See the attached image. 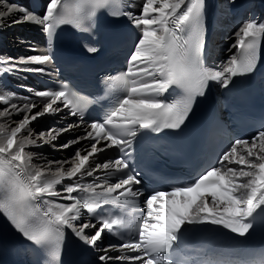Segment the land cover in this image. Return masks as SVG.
<instances>
[{
  "label": "snow or ice",
  "instance_id": "1",
  "mask_svg": "<svg viewBox=\"0 0 264 264\" xmlns=\"http://www.w3.org/2000/svg\"><path fill=\"white\" fill-rule=\"evenodd\" d=\"M61 3L62 0H50L43 17L29 13L26 9H19L23 15L12 23L34 22L42 25L45 32L51 35L53 29L61 24H70L79 29L82 22L94 17L99 9L118 7L121 0H79L74 7H66L64 14H59ZM16 7L7 6L6 11H0V23ZM203 8L204 0H188L187 4L185 0H146L140 18L131 17L130 13L120 10L109 12L115 17L128 15L137 27L142 26V35L130 56V64L134 67L129 68L128 73L112 78L109 85L112 88L123 85L127 95L119 100L103 122H92L84 137L70 142L78 143L79 139L94 141L87 154L82 155L81 150L77 149L71 160L48 161L45 166L33 169L31 161L34 154L25 149L27 145L37 141L49 142L45 140V133L32 138L29 131L22 142L17 140L18 134L27 129L38 116L59 111L58 102L72 108V114H76L75 110L80 108L81 101L72 97L67 89L36 93L49 98L43 110L31 116L25 114L0 143V211L29 241L47 246L53 262L59 258L60 241L65 228L72 229L76 236L93 247L97 246L105 230L117 235L112 231L114 227L128 228L138 235V240L112 244L109 248L121 253L128 250L142 255H101L99 259L140 261L141 264H175L172 253L187 225H221L239 236H245L252 228L249 218L264 205V131H260L251 141H236L218 161L221 166L206 170L190 185L149 195L144 201V214L137 217L134 223L96 214V210L109 199L115 203L122 198H131L132 203H135L142 195L139 189L133 187L139 185L141 180L130 172L124 173V178L112 184L94 181L87 185H67L63 189L67 195L62 199L72 201L69 204H52L42 200L45 195H59L55 186L61 184L64 178L92 176L101 169H113L115 172L127 169L129 165L122 158L97 163L94 167L90 158L106 148L115 146L123 150V146L130 147L131 139H124L123 136L135 137L137 127L156 131L179 127L190 111L195 96L203 94L208 81H219L226 87L232 77L252 71L258 42L264 39V23H245L236 33L239 48L243 49L239 57L233 55L222 71H212L203 68L200 63ZM186 31L191 33L188 40L181 35ZM28 59L43 63L50 57L36 56ZM2 70L5 73L15 70L10 58L8 66ZM136 77L148 79L141 81ZM173 86L184 92L176 102L164 103L154 98ZM0 101L7 105L0 110V118L11 116L13 112H30L36 107L35 104H10L8 97L3 94H0ZM4 131V125H0V133ZM54 131L50 129L47 133L52 141L67 129H61L53 135ZM101 141L107 143L98 147ZM70 144L63 147H69ZM237 146H243L242 153ZM53 164L58 165L54 172L51 168ZM65 164H70L67 170L64 168ZM46 172L51 173L53 178L45 179ZM111 174L112 172H108V175ZM77 191L87 195L83 198L74 196L73 193ZM82 210L93 215L96 223L83 222L77 226L74 222L81 219ZM89 228L96 229L90 236L85 234V230ZM104 251L107 252L108 249Z\"/></svg>",
  "mask_w": 264,
  "mask_h": 264
},
{
  "label": "bare ground",
  "instance_id": "2",
  "mask_svg": "<svg viewBox=\"0 0 264 264\" xmlns=\"http://www.w3.org/2000/svg\"><path fill=\"white\" fill-rule=\"evenodd\" d=\"M124 5V11L125 13H130L131 17L134 18H140L143 15V5L146 2V0H122ZM240 0H222L221 3L225 5L230 4H236ZM260 2L264 3V0H260ZM186 4V0H185ZM49 3L43 2L42 8H41V15L40 17H43L46 14L47 8ZM7 6H17L12 14L10 16H6L3 19V22L0 23V86L3 85H13L15 86V89H10L11 91L4 90L2 87L0 88V94L1 92L8 94L6 97H8L10 104H15L17 106H23L25 104H35L36 107L32 108L30 112H22V113H15L11 116H6L0 118V125H4L5 131L3 133H0V143H2L6 137V135L10 134V130L12 127H15L22 119L25 114L31 116L32 114H35L38 111H42L45 103L47 101L41 102L38 100L35 101H25V99H21L18 96H21V90L25 89L28 85V79L27 74L38 72L36 69H40L41 65L46 64L47 62L38 63L29 61L28 58L30 57H36V56H44L42 49L38 45H33L32 41H38L40 40V33L44 30L43 26L34 22H21V23H12L13 20L20 18L23 15V12H21L19 9H26L29 13H31L28 9L27 0H0V11H6ZM155 15V14H154ZM127 18L133 23L134 20L130 19L128 15H126ZM171 23V21H170ZM243 26V25H242ZM241 26V27H242ZM142 29L141 27H138ZM238 32V31H237ZM230 34L227 33L224 37V41L218 42L217 37L214 40V44L216 45V53H214V60L212 62L211 69L212 71H222L223 68L228 64L230 61V58L234 55L235 48L237 41H233V38L236 36V33ZM220 36V34H219ZM218 45V46H217ZM229 57V60L226 61L225 58ZM9 58L11 59V62L15 65V70L11 72L5 73L2 69L3 67L8 66ZM214 83H217L218 81L213 80ZM4 107H7V105H4L2 101H0V110H3ZM62 116V112H58V114H54V112L50 113H44L43 115L38 116L35 120H33L27 129L23 130L20 134L17 136L18 142H22L24 137L28 136V132L31 131L32 138H36L37 134L39 133H45V140L49 142L44 141H37L35 144H29L26 146L25 151L29 153H33L31 166L34 169L35 167H43L46 165L48 161H64V160H71L72 157L75 155V151L77 149L81 150V154H87V151H90V145L87 140L85 139H79L78 143H71V141L78 140V138L84 137L86 135V128L80 124V123H73L70 122L66 127L62 126L60 123V119ZM50 122H57L60 125L58 127H55ZM71 125V127H69ZM55 130L53 132V135L56 134V132H59L61 129H67V131L60 132V135L57 137L56 140L52 141L51 137L47 135L49 130ZM39 130V131H37ZM66 144H70L69 147H63ZM104 144L101 142L98 147L103 146ZM46 148H51V152L54 154H47ZM106 148L105 150H107ZM56 151V152H55ZM108 161L106 158H104L102 161H96L95 158H90V163L94 167L95 164L99 163L102 164L104 162ZM58 167V165H51V168L53 172ZM70 167V164H65L64 168L67 170V168ZM98 170L93 173L92 176H81L78 178H64L61 182V184H58L55 186V190L59 193L57 196H47L45 195L42 197L43 201H47L52 204H69L72 203L70 200L62 199L63 196L67 195V193L64 192V187H66L69 184H80V185H87L90 183H93L94 181L98 182V175L102 171ZM53 176L51 173H47L45 175V179H52ZM79 192V191H77ZM77 192H74L76 194ZM39 203V201H38ZM48 205H43V207H46ZM87 222L83 215H81V219L78 221H75L74 223L79 226L81 223ZM203 228H209L211 226H220V225H212L210 223L206 224H200ZM93 231V228H89L85 230L86 235H91V232ZM63 238L66 239L70 243L75 242L76 240H82L78 236L75 235V233L70 228L64 229V235ZM105 249V248H104ZM101 255H107L110 257H116L117 254L114 250L109 249L107 252L104 250H96L95 247H93L90 250V257L93 261H98L103 264H111L114 261L118 260H106L101 261L99 257Z\"/></svg>",
  "mask_w": 264,
  "mask_h": 264
},
{
  "label": "rangeland",
  "instance_id": "3",
  "mask_svg": "<svg viewBox=\"0 0 264 264\" xmlns=\"http://www.w3.org/2000/svg\"><path fill=\"white\" fill-rule=\"evenodd\" d=\"M1 87V86H0ZM1 94H3V95H5V96H7L8 94H6V93H3V92H1ZM37 131H39V130H37ZM46 152H47V154H54V153H52L51 152V148H46ZM56 152V151H55Z\"/></svg>",
  "mask_w": 264,
  "mask_h": 264
}]
</instances>
